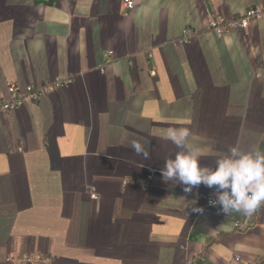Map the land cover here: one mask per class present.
Segmentation results:
<instances>
[{
  "label": "crops",
  "instance_id": "crops-1",
  "mask_svg": "<svg viewBox=\"0 0 264 264\" xmlns=\"http://www.w3.org/2000/svg\"><path fill=\"white\" fill-rule=\"evenodd\" d=\"M133 2L0 0V97L74 79L0 112V264H264V205L222 216L212 187L161 174L186 151L169 128L212 170L233 147L264 152V23L209 27L264 0Z\"/></svg>",
  "mask_w": 264,
  "mask_h": 264
},
{
  "label": "clouds",
  "instance_id": "clouds-1",
  "mask_svg": "<svg viewBox=\"0 0 264 264\" xmlns=\"http://www.w3.org/2000/svg\"><path fill=\"white\" fill-rule=\"evenodd\" d=\"M189 128H169L167 138L177 148L186 149L178 152L174 159L165 161L161 174L165 182L178 179L184 185L185 192H191L201 183L206 187L215 186L218 190L217 199L210 200L213 207L220 205L219 210L227 215L231 212H242L251 216L264 205V152H242L238 147L230 149V155H225L217 162L215 170L201 167L188 143L191 135ZM132 147L138 155L149 158L145 144L132 142ZM202 212L203 209L195 208Z\"/></svg>",
  "mask_w": 264,
  "mask_h": 264
},
{
  "label": "built area",
  "instance_id": "built-area-1",
  "mask_svg": "<svg viewBox=\"0 0 264 264\" xmlns=\"http://www.w3.org/2000/svg\"><path fill=\"white\" fill-rule=\"evenodd\" d=\"M126 7L133 9V0H126ZM261 21L264 23V4L255 5L249 8L243 15L235 19H227L225 17H216L210 19L209 27L218 36H222L229 30L244 31L251 27L254 22ZM195 32L192 29L184 31V40L181 44H190ZM74 79L71 77L57 78L55 80H47L41 84H30L22 86L12 84L9 87L8 97H0V112H13L27 103H39L43 98L54 94L60 89H66L72 86ZM218 190L213 186L205 197V201L209 210L216 211L219 215H225L220 210V205L213 207L209 204L210 200L217 199ZM238 226V225H237Z\"/></svg>",
  "mask_w": 264,
  "mask_h": 264
}]
</instances>
